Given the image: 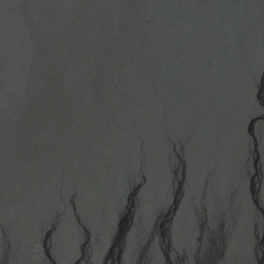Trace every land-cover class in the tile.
I'll return each instance as SVG.
<instances>
[{
    "label": "water",
    "instance_id": "1",
    "mask_svg": "<svg viewBox=\"0 0 264 264\" xmlns=\"http://www.w3.org/2000/svg\"><path fill=\"white\" fill-rule=\"evenodd\" d=\"M0 264H264V0H0Z\"/></svg>",
    "mask_w": 264,
    "mask_h": 264
}]
</instances>
